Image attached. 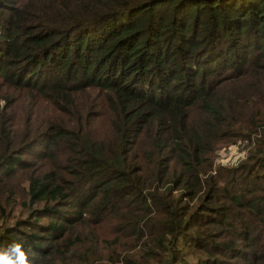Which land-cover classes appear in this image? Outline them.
<instances>
[{
    "label": "trees",
    "instance_id": "obj_1",
    "mask_svg": "<svg viewBox=\"0 0 264 264\" xmlns=\"http://www.w3.org/2000/svg\"><path fill=\"white\" fill-rule=\"evenodd\" d=\"M13 242L30 264H264V0H0Z\"/></svg>",
    "mask_w": 264,
    "mask_h": 264
},
{
    "label": "rangeland",
    "instance_id": "obj_2",
    "mask_svg": "<svg viewBox=\"0 0 264 264\" xmlns=\"http://www.w3.org/2000/svg\"><path fill=\"white\" fill-rule=\"evenodd\" d=\"M260 135H258L259 137ZM244 142H238L236 144H229L222 146L216 152V163L217 165L224 166H236L243 161L249 151V148L244 146ZM244 155H241V154ZM191 258V256L189 257ZM192 259V258H191Z\"/></svg>",
    "mask_w": 264,
    "mask_h": 264
},
{
    "label": "clouds",
    "instance_id": "obj_3",
    "mask_svg": "<svg viewBox=\"0 0 264 264\" xmlns=\"http://www.w3.org/2000/svg\"><path fill=\"white\" fill-rule=\"evenodd\" d=\"M0 264H30L23 243L13 242L6 247H0Z\"/></svg>",
    "mask_w": 264,
    "mask_h": 264
},
{
    "label": "built area",
    "instance_id": "obj_4",
    "mask_svg": "<svg viewBox=\"0 0 264 264\" xmlns=\"http://www.w3.org/2000/svg\"><path fill=\"white\" fill-rule=\"evenodd\" d=\"M245 143V142H244Z\"/></svg>",
    "mask_w": 264,
    "mask_h": 264
}]
</instances>
